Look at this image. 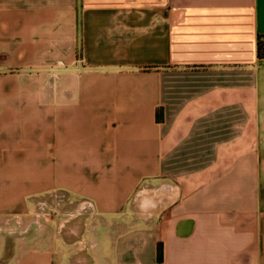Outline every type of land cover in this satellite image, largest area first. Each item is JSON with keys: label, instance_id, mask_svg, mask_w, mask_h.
<instances>
[{"label": "crops", "instance_id": "0c3cea01", "mask_svg": "<svg viewBox=\"0 0 264 264\" xmlns=\"http://www.w3.org/2000/svg\"><path fill=\"white\" fill-rule=\"evenodd\" d=\"M259 34L264 0H0V264H264ZM51 188L79 219L31 221Z\"/></svg>", "mask_w": 264, "mask_h": 264}, {"label": "rangeland", "instance_id": "374dc122", "mask_svg": "<svg viewBox=\"0 0 264 264\" xmlns=\"http://www.w3.org/2000/svg\"><path fill=\"white\" fill-rule=\"evenodd\" d=\"M162 179H160V181H161ZM159 184V183H158ZM157 184H151L150 182H149V180H144V181H142L139 185H138V187H137V189H136V193L135 194H133V197L134 196H136V198H132L133 200H136V201H139V202H141L142 203V207H143V210H146V211H148L149 209H150V207H151V203L152 202H154V201H157V202H159V201H164L165 199V196H166V194H165V189H164V187H161V188H163V189H161V191L160 190H158V189H156V186ZM57 188H51V189H48V190H46L45 192H43V193H41V199H46V201L47 202H49V203H51V204H49L47 207H46V210L47 209H50V211L48 212V214H47V217H46V219H51V218H59V216L55 213V212H53L51 209V207L52 206H55V205H57V203H56V199L53 197V195L51 194V192H53V191H55ZM62 189V188H61ZM59 190V189H58ZM62 191L65 193V194H63V198L60 200V203L58 204V207H59V210L62 212V211H67V210H69L68 209V207L66 206V203L68 202V196H67V194H66V192H65V190L64 189H62ZM161 197H162V199H161ZM131 199V200H132ZM84 200H86V198L85 197H83V198H80V199H78V202H83ZM88 200V199H87ZM72 210H75V211H77L76 212V214H73V215H71L70 217L72 218H77V219H79L80 217H81V214L82 213H84L85 211H83L82 209H72ZM79 229V228H78ZM79 235H78V238H80L81 237V235L83 234V233H81L80 231H79V233H78ZM78 244V243H77ZM84 248H86V247H84ZM83 248V249H84ZM80 249H82V248H80Z\"/></svg>", "mask_w": 264, "mask_h": 264}, {"label": "built area", "instance_id": "2783aa9c", "mask_svg": "<svg viewBox=\"0 0 264 264\" xmlns=\"http://www.w3.org/2000/svg\"><path fill=\"white\" fill-rule=\"evenodd\" d=\"M51 194L56 199V203H57V205L51 207L52 208L51 210L59 216L60 221L58 223V226H60L64 219L68 218L69 216H71L73 214H76L77 211L67 210V211L61 212L59 210L58 204L60 203V200L63 198L64 193L60 192V191H53V192H51ZM37 202L38 203H37L36 209L33 213V217H32L31 221H33L39 225V224H42L46 220L47 214L50 211V209L46 210V207L51 203L47 202L46 199H41V198H39ZM82 203H83V205L91 204L87 199L84 200ZM6 220L12 221L14 223H19L23 219L19 213H11V214L6 215ZM26 228H27V226L25 225V226L21 227L20 230L22 231V230H25ZM7 229L12 231L14 229V226L10 225L7 227ZM83 238L84 237L80 238V241H83ZM83 243H84V241H83Z\"/></svg>", "mask_w": 264, "mask_h": 264}, {"label": "trees", "instance_id": "16d2710c", "mask_svg": "<svg viewBox=\"0 0 264 264\" xmlns=\"http://www.w3.org/2000/svg\"><path fill=\"white\" fill-rule=\"evenodd\" d=\"M257 54L260 60H264V34H259L258 36Z\"/></svg>", "mask_w": 264, "mask_h": 264}]
</instances>
